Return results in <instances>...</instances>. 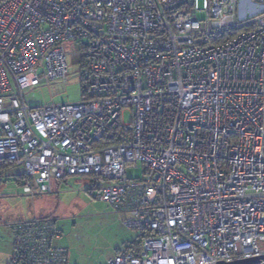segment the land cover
<instances>
[{"label": "built area", "instance_id": "obj_1", "mask_svg": "<svg viewBox=\"0 0 264 264\" xmlns=\"http://www.w3.org/2000/svg\"><path fill=\"white\" fill-rule=\"evenodd\" d=\"M71 42L81 100L29 106ZM0 160L24 193L82 177L126 214L138 242L106 264L264 256V0H0ZM9 227L8 264H68L51 216Z\"/></svg>", "mask_w": 264, "mask_h": 264}, {"label": "rangeland", "instance_id": "obj_2", "mask_svg": "<svg viewBox=\"0 0 264 264\" xmlns=\"http://www.w3.org/2000/svg\"><path fill=\"white\" fill-rule=\"evenodd\" d=\"M69 68L65 81L45 83L26 91L24 100L29 106L75 103L82 98L81 50L77 43L67 44ZM129 120V112L124 114ZM15 165L0 174V264L12 241L9 223L34 216L55 219L61 237L55 245L68 250L70 264H106L116 251L139 238V232L123 225L121 216L106 203L89 195L88 181L82 177H68L52 192L37 190L24 193L22 185L12 175L23 172ZM11 258V255H10Z\"/></svg>", "mask_w": 264, "mask_h": 264}, {"label": "trees", "instance_id": "obj_3", "mask_svg": "<svg viewBox=\"0 0 264 264\" xmlns=\"http://www.w3.org/2000/svg\"><path fill=\"white\" fill-rule=\"evenodd\" d=\"M85 67V62L81 59V69ZM82 77V76H81ZM82 81H83V84H82V88H81V94L83 95V92L85 91V81L84 79L82 78ZM16 164L12 161H9V160H0V170H5V169H8V168H12L13 166H15ZM22 179H23V174L21 175V177H18V179H16V181L18 182L19 185H22ZM64 182L63 181H56L55 182V185L58 186L60 183ZM58 230V228H57ZM59 232V230H58ZM60 234V232H59ZM138 242V240L134 241L133 243H136ZM138 244V243H137Z\"/></svg>", "mask_w": 264, "mask_h": 264}, {"label": "crops", "instance_id": "obj_4", "mask_svg": "<svg viewBox=\"0 0 264 264\" xmlns=\"http://www.w3.org/2000/svg\"><path fill=\"white\" fill-rule=\"evenodd\" d=\"M8 169H10V168H8ZM8 169H5V170H0V174H2V173H5L6 171H8ZM23 174V172H21V173H19V174H16V175H12L13 177H14V180H15V182L18 184V182L16 181V179H18V177H21V175ZM120 216H121V219L123 220L125 217H126V214H123V213H118ZM10 224V223H9ZM9 224H8V226H9ZM10 228V227H9ZM11 230V229H10ZM61 237V236H60ZM59 237V238H60ZM59 238H57V239H59ZM12 243H13V238H12V241H11V245H10V248L7 250V252H6V255L9 257L7 260H3L2 261V264H8L9 263V260H10V255L12 254ZM54 244H55V242H54ZM57 246V245H56ZM59 247H61V246H59ZM65 248V247H64ZM68 264H70V262H69V255H68Z\"/></svg>", "mask_w": 264, "mask_h": 264}, {"label": "water", "instance_id": "obj_5", "mask_svg": "<svg viewBox=\"0 0 264 264\" xmlns=\"http://www.w3.org/2000/svg\"><path fill=\"white\" fill-rule=\"evenodd\" d=\"M259 259H264V256L258 257V258L247 259V260L235 261V262H232V263L218 262L217 264H244L246 262H250V261H254V260H259Z\"/></svg>", "mask_w": 264, "mask_h": 264}]
</instances>
